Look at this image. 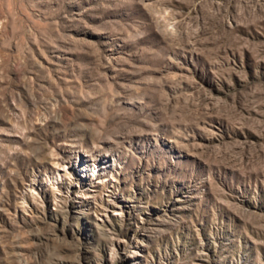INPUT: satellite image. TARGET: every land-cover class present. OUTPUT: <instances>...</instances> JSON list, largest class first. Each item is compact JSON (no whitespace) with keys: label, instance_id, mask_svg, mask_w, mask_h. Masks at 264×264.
I'll use <instances>...</instances> for the list:
<instances>
[{"label":"rangeland","instance_id":"374dc122","mask_svg":"<svg viewBox=\"0 0 264 264\" xmlns=\"http://www.w3.org/2000/svg\"><path fill=\"white\" fill-rule=\"evenodd\" d=\"M0 264H264V0H0Z\"/></svg>","mask_w":264,"mask_h":264}]
</instances>
